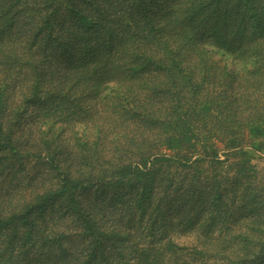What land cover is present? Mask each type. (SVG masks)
<instances>
[{
    "label": "trees",
    "instance_id": "16d2710c",
    "mask_svg": "<svg viewBox=\"0 0 264 264\" xmlns=\"http://www.w3.org/2000/svg\"><path fill=\"white\" fill-rule=\"evenodd\" d=\"M198 28L219 49H199ZM263 37L264 0H0V177L35 160L49 170L31 179L29 200L0 199V264H29L32 246L66 256L40 264H164L165 252L177 263L181 251L195 264L264 259V188L247 181L253 151L264 149ZM58 49L81 63L56 81L43 60ZM66 80L82 90L75 102L58 87ZM77 125L104 137L83 133L81 159L50 139ZM95 189L114 193L109 206L76 200ZM230 202L248 214L235 224L259 219L212 237ZM57 204L67 209L58 233L38 222ZM174 214L178 227L202 232L201 247L164 238ZM72 237L82 245L65 252Z\"/></svg>",
    "mask_w": 264,
    "mask_h": 264
},
{
    "label": "rangeland",
    "instance_id": "374dc122",
    "mask_svg": "<svg viewBox=\"0 0 264 264\" xmlns=\"http://www.w3.org/2000/svg\"><path fill=\"white\" fill-rule=\"evenodd\" d=\"M169 6H170V2H167V1H165L163 5L161 4V6L157 10H155V12L158 11L157 13L158 15L156 18L162 19L164 12H167L169 10ZM176 29L177 31L179 30L181 31V28L176 27ZM198 30L200 31L198 33L196 32L195 36L198 37L199 39V41H197L199 49H204V48L219 49L213 42L214 36L212 34L204 35L203 32L201 31L203 30L202 28H198ZM185 31L189 33L191 32L190 28H186ZM165 36H166V41L169 42L171 46V49H180L179 48V45L181 43L180 39H178L175 36L173 38H170L169 32H167ZM34 49H36L37 51L36 59H43V55H44L43 49L44 48L40 49V46L37 45ZM73 51L74 49H70V50L58 49L57 51H53L51 53V56L48 54L47 55L48 57H46L43 60V64L46 65L45 68L49 67L51 71L55 73L56 81H59L60 79H63L64 77H66L67 73L70 71L69 69L71 68V66H73V64L81 63V60L79 59L77 53L75 52V54H72ZM69 84H71V81L66 80V81H63V83L59 85L58 87L61 89H64V91L65 90L70 91L69 92L71 94L70 100L71 102H75V100L78 97L83 96V93H82V90H80L81 88H77V87L71 88ZM12 88H13V91H11L12 93L11 98L13 97L15 98L16 92L19 91L18 90L19 85L16 84L15 86V84H12ZM81 99L84 103L86 102V99L84 98H81ZM89 99L90 98L87 97V102ZM30 120L26 118L25 123L26 124L31 123ZM61 130H63L62 133H61ZM83 133H85L86 135L90 137V141H91L90 143L101 141L102 138H104L103 136L99 137V132L93 127H90L85 130L83 125H77V127L74 129H72L71 126L69 128H65V127L62 128L60 126L56 127L50 139L52 140L54 145L60 146L61 150L64 149L65 153H68V152L72 153L76 151V155L79 157V159H81L82 157L80 154L81 150L77 148V146H84L86 143L85 140H79L82 137ZM89 146L90 145L88 144L87 147ZM253 152H254L252 154L253 156L250 158V161H249L250 163L248 162V166H247L248 172L250 173L249 174L250 178H248L247 181L254 188L263 189L264 188V149H260L259 151L256 150ZM222 153H225V152H221V155H226ZM66 157L69 158V156H66ZM100 159L103 161H111L113 159V155L111 153H107L106 151L100 152ZM221 159L225 160V157L223 156L221 157ZM66 162H70V161H66ZM23 171H24L23 173L16 172L17 174L14 173V171L13 172L9 171L4 176L0 177V199L4 195H8V194L12 195L13 197H15V200H14L15 202L13 203V205H17L18 202L21 200V199L19 200L18 196L22 194L23 196H25V199L29 200V197H31L33 193H35L33 192L34 189L32 191L29 183L32 180L34 181L38 179L39 177H43V176L46 177L49 174L48 168L37 160L30 161L25 166ZM23 188L25 190H23ZM21 190H23V192ZM113 198H114L113 192L107 193L105 190L99 191L97 189L89 190L86 192H81V193H78L76 196V200L78 202H81L82 204H87V206H89L91 202H99L100 204H103V205L107 204L109 206V203L111 202V200H113ZM229 205H230L228 209L229 213H227V215H222L221 217H219V219L216 220V224L218 226H216L213 230L211 229L212 237L216 238L221 232H225V228H227V226H232V227L234 226V228L236 229L245 228L247 226H253L254 221L256 224L257 220L260 217V215H258L254 219L252 218L250 220L249 219L243 220L239 222L238 224L237 223L235 224L234 222L236 220L241 219L242 217L247 216L248 214L243 212V210L240 207H237L236 205L232 206L231 202L229 203ZM47 209H48V212L46 213L45 219L44 220L39 219L38 222L41 225H46L47 223L49 227H55L54 232H57V233L60 232L61 229H63V227L67 225L63 226L60 222H58V218L60 217V215H63L64 213H66L67 209L60 206L59 204H57L56 206H49V208L47 207ZM163 209L166 211V213L167 211L168 213L169 211L170 213H173L174 211L172 207L170 208L166 204L163 207ZM230 216L232 217L230 218ZM168 221H169V226H168V230L166 231L167 233L163 235L166 240L174 241L177 246L182 247V248L189 249L192 246L201 247V244L198 241L200 240L201 237L199 236V233H197L201 231H197V230L194 231V229L192 230V228L186 229L182 226L178 227L175 214H174V217L168 218ZM118 225L120 229L122 230H124L127 227L126 221L119 222ZM68 232H72V231L70 230ZM159 235L161 236V234ZM81 245H82V241H80L77 237H72L67 242H65L63 247H64L65 252L73 253L75 252L76 249H79ZM32 247H30L27 250V253L29 254V258L32 259L29 261V264H40V262H43L44 260L46 261L47 260H51V261L62 260L64 259V257H66L63 254V252H61V250L59 249L54 248L51 252L48 253L44 251L37 252V250L33 249ZM106 247L108 251L111 249L110 244H108ZM232 247H235V246H232ZM207 250H209V248ZM229 251H231V249L226 250V252H229ZM163 257H164V264H182L183 261H185L186 263H190V264L196 263L194 262L193 257H191L189 253L186 256L185 251H181L179 253L180 261H178L177 263H175V260L173 259L174 256L171 252H165L163 254ZM34 259H38L39 261L34 260ZM209 260L214 262L212 258H210ZM255 264H264V259L257 260Z\"/></svg>",
    "mask_w": 264,
    "mask_h": 264
}]
</instances>
